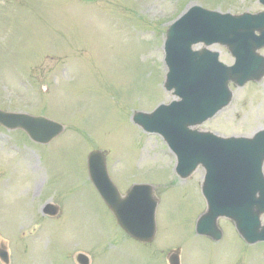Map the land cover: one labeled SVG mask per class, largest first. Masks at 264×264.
Listing matches in <instances>:
<instances>
[{
  "label": "rangeland",
  "instance_id": "1",
  "mask_svg": "<svg viewBox=\"0 0 264 264\" xmlns=\"http://www.w3.org/2000/svg\"><path fill=\"white\" fill-rule=\"evenodd\" d=\"M195 4L234 14L264 9L259 0H0V108L66 126L41 144L0 125V249L10 257L0 264H77L79 251L91 264H169L176 247L181 264H264V241L246 242L226 217L218 220L222 239L197 233L208 209L205 169L182 179L161 137L133 120L178 99L164 88L165 37ZM210 48L234 63L226 47ZM231 87L229 105L199 129L250 137L264 128V77ZM96 148L108 152L122 191L155 187L152 244L127 235L94 186L88 160ZM47 201L60 207L56 216L44 214Z\"/></svg>",
  "mask_w": 264,
  "mask_h": 264
},
{
  "label": "water",
  "instance_id": "2",
  "mask_svg": "<svg viewBox=\"0 0 264 264\" xmlns=\"http://www.w3.org/2000/svg\"><path fill=\"white\" fill-rule=\"evenodd\" d=\"M255 31H260V35ZM199 42L227 44L237 57L236 65L219 62L216 52L194 51L192 46ZM263 46L264 12L223 15L200 6L192 7L169 27L166 42L170 68L166 87H175L183 100L161 106L153 114L135 115V120L146 129L158 130L167 136L180 158L178 170L182 176H188L200 163L206 166L205 194L210 210L198 224V231L215 239L222 235L217 224L220 215L233 218L249 242L264 239L260 220L264 212V130L253 138H223L191 131L188 127L202 123L230 102L231 80L242 85L264 76V57L257 53ZM0 121L8 127H23L41 142H48L63 129L61 124L44 117L1 110ZM90 173L118 223L135 239L145 243L153 241L157 231V201L152 188L134 186L122 197L100 151L90 155ZM56 210L52 205L47 207L50 214ZM179 253L178 249L170 254V264H180ZM0 255L8 262L5 251ZM76 258L82 264H89L88 257L82 253Z\"/></svg>",
  "mask_w": 264,
  "mask_h": 264
}]
</instances>
